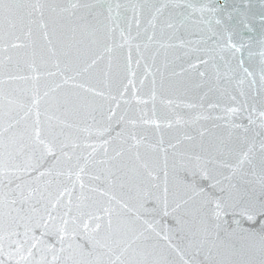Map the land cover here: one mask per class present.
<instances>
[{
    "label": "water",
    "instance_id": "obj_1",
    "mask_svg": "<svg viewBox=\"0 0 264 264\" xmlns=\"http://www.w3.org/2000/svg\"><path fill=\"white\" fill-rule=\"evenodd\" d=\"M8 2L33 7L0 26V261L264 264L230 207L264 201V0Z\"/></svg>",
    "mask_w": 264,
    "mask_h": 264
},
{
    "label": "snow or ice",
    "instance_id": "obj_2",
    "mask_svg": "<svg viewBox=\"0 0 264 264\" xmlns=\"http://www.w3.org/2000/svg\"><path fill=\"white\" fill-rule=\"evenodd\" d=\"M32 5H23L20 3H14V2H8V0H0V26L7 25L9 28H15L17 22L22 23L24 19V9L32 8ZM36 9H41L44 7V5L37 4L34 6ZM75 7V5H73ZM161 7H164L161 5ZM209 11H216V9H209ZM233 13H236L239 16V19L237 20V24H242L246 29L249 31H254L252 28V25L250 23V18L247 12H241L239 8L233 9L231 12L227 13V17L229 20L233 18ZM30 15V13H28ZM261 21H264V14L260 17ZM217 24L221 25L222 32L224 36L226 37L225 43L221 45L222 48H228L233 49L236 52H240L242 54L243 49L250 45L252 42L251 37H247V43L244 42V38L241 39V42L239 44L233 43V36L236 33V26L233 25L231 28L225 24L221 20L216 21ZM215 35V33H214ZM261 55L264 56V35L261 37ZM252 53L250 52L249 55ZM241 64H243V61H240ZM247 71V69H245ZM251 75V73H248ZM262 80H264V70H262ZM231 111H235V109H232ZM261 116L264 117V112L261 113ZM37 136H39V130L37 129ZM264 147V145H262ZM245 157H247V153L244 154ZM231 198V197H229ZM230 207L235 208V212L240 216L246 218L248 221L255 222L259 216H264V201H261L258 207H249V206H243L236 208L235 205H230ZM227 215L226 206H222L219 203V200H217L216 203V216L217 218L223 217ZM67 223V222H65ZM233 223L238 227L241 228L240 219H234ZM100 225L97 224L96 228L99 229ZM260 227L262 230H264V219L260 220ZM85 228H87V225H85ZM243 230V229H242ZM73 235H76L75 232H73ZM60 239H63V230H61V236ZM35 245H33L34 247ZM0 248H2V244H0ZM29 255H31V251H29ZM0 264H3V261H0Z\"/></svg>",
    "mask_w": 264,
    "mask_h": 264
}]
</instances>
